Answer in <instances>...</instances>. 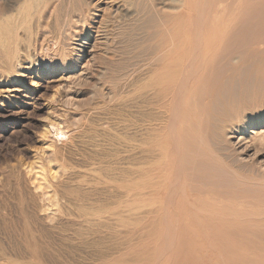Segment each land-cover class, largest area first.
Here are the masks:
<instances>
[{
  "label": "rangeland",
  "instance_id": "1",
  "mask_svg": "<svg viewBox=\"0 0 264 264\" xmlns=\"http://www.w3.org/2000/svg\"><path fill=\"white\" fill-rule=\"evenodd\" d=\"M105 1L111 3L110 4L112 6L111 12L114 14L112 15V13L109 12V13H111V15H105L104 16V17L109 16L108 17L109 20L106 23V25L103 26L102 25L103 19H104V18H102L103 12L101 13L100 11L98 12L97 10H95V11L92 10L93 12L92 11L89 12V10L85 9L87 7L83 8L84 11L86 10L85 13L83 10L80 13H78L77 11L72 10V8H70V7H69L70 9L68 8V10L66 11V9H67L66 7L72 6L70 4L69 0H66V1L65 0H52L50 5L53 4L54 7L51 5V9L55 8V7L57 8V6H59L58 9L54 10L55 12H53V11H51V9H49L50 6L46 9H43V10H39L35 6V9L37 8L36 11L34 10L36 15H35L34 11H32V9H34V5L28 6L27 10L25 9V11L23 10L24 7L22 6V3L24 4L25 0H12V2L10 4H7V1L0 0V10H1L0 13L4 12V9H6V7H7L6 5H8V9H6L8 11L5 10V12L8 13L9 11H11L8 13L9 15L5 12H4L5 15H4V13H3V15H0L1 19H4L5 21H9L11 16L13 15V13L15 15L19 14L18 17H15V15L12 16L13 19L11 18V20L9 21L10 24L9 23L1 24L3 26L2 28H4V30L6 29L5 30L6 32H9L8 34L10 36L9 35H7V36H8V38H10L11 42H12V37L15 34L16 37H13V38L16 40L15 46H16V49L18 50V56H17L18 58L14 59V63L16 64V65L15 64L14 65L16 67L13 65L12 67H10L8 69V71H6L7 70L6 67L3 69L4 65H6V63L4 64L3 61L7 60V58L3 59L4 56L2 55L3 56V57H1L2 60L0 59L3 62V63H1V61H0V76H1L0 77V241H1L0 242V247H1L0 251L2 252V253H0V258H1L0 264H46V263L50 264V262H52L51 264H57V263L58 264H64V263L66 264V262H68L69 264H99V263H102V264H115V263L116 264H128L129 262H131L132 264H143V263L146 264L143 260L139 261V262H135V258H136L135 255H136L137 251L138 250L142 251L144 248L148 249V246L152 245L151 243H149V241H151V240L146 235L147 234V231H146L147 228H145V225H146L145 223H147L146 220H142L144 222L140 221L142 223H140V222L137 223L133 219V222H135V224L131 223L129 225L123 226L122 224L119 223V221H116L115 219L109 220L106 215H104L105 216V217H103L104 219H101L100 221L97 217H93V216L91 217L90 215H88V210H89V213H91L90 210L93 212L94 210L97 209V207H98V210H99V208L101 210L102 209H109V208L116 206L120 199H123L122 197L124 195L122 192L124 190L120 188V183L122 182V180L119 178L120 177L122 178L123 176H124L123 179H125L126 177L128 178V176H129V178L132 177L131 171H132L134 162H136L137 160L138 161L144 160V157H145L144 155L147 153V148H148L147 144L145 143L146 144L145 145L143 143V140H146L144 138L147 135L146 129H144V128H147V123H148V121H147L148 109L146 108L147 102L145 100L146 95H145L144 90H142V89L136 90L135 84H134L135 89L131 88L133 86L132 83H134L136 81V79L137 80L138 79L143 80L144 77L146 78V76H142L145 74L144 69H143V73L141 70L142 67L144 68V64H145V62L143 63V61H146V59L144 60V58H146V53H144L143 45L141 46V44L143 43V39H145V38H143V36L145 37V32L144 31L142 32L138 28V26H137L138 29L135 27L137 25V23L134 19L135 18L134 14L131 13L130 11L126 10V8H123V6L121 5L124 3L123 2L124 0H118V1L117 0H105ZM114 1H117V2H114ZM121 1L123 3H121ZM157 1L158 0H156V3H163L162 0H159L158 2ZM166 1H169V0H165L164 2H166ZM3 3H5V4H3ZM18 4H20L22 7ZM61 4H64V5H61ZM120 5H121V7H120ZM9 7H10V9H9ZM21 8L23 11L21 10ZM19 10H21V11L19 12ZM45 10L48 12H52L54 14L50 13V15H52V16H50L49 13L46 12ZM69 10H71V12ZM118 10H120V11H118ZM123 10H126V11L124 12ZM26 11H28V13ZM31 11L33 13V16L29 15V14H31ZM131 11H132V9H131ZM24 12L27 13V15ZM57 12H59L60 14ZM66 12L69 15H67ZM73 12H75V13H73ZM42 13L44 14V16ZM46 13H48V14H46ZM61 13H63L62 14L63 16H61ZM86 13L90 14V16L88 15L89 18L87 15H84ZM115 13H116V16H115ZM23 14L26 15V19L24 17H22L24 20H26L25 22L22 18H20ZM74 14H76V15H74ZM79 14H81L82 17L79 16ZM117 14L119 16H117ZM64 15L66 17H64ZM5 16H7V17H5ZM29 16L32 18H30ZM41 16H43L42 17L43 20L41 19ZM68 16H70V17H68ZM72 16L74 17V20H71L73 18ZM33 17H35V22H34ZM39 17L41 20L39 19ZM52 17L54 19L53 21H52ZM57 17H60L61 20H63V17H64V19L66 20V23H68L66 27H64V25L62 26V28H63L62 36H65V37H63L64 39L61 38V40L64 41L62 44L63 51H61V57L62 58H57L55 55H53L54 52H52L51 50L48 51V49H44V48H47L46 46H48V45L51 48H55V46H56V45H54L56 41H55V39H53V36L55 35V33H54L56 31L55 29H57V27H56ZM99 17H100V19H99ZM7 18L9 20H7ZM87 18H88V20H87ZM119 18H120V21H118ZM15 19H17V20H15ZM19 19L21 22L19 21ZM124 19H126V20L124 21ZM131 19L132 20L134 19L135 22L132 21ZM129 20H131L132 23ZM28 21L30 22V24ZM19 22L21 23V25H19L20 24ZM22 22H24V23L22 24ZM40 22H42V23L39 24ZM53 22L55 24H53ZM60 22H62V21H60ZM63 22H64V20H63ZM119 22H120V24H119ZM122 22L124 24H122ZM31 23L34 24L35 27ZM44 23H45V25H44ZM132 24H134V25H132ZM8 25H9V27H8ZM100 25H101V27H100ZM70 26L73 28L71 29ZM130 26H132V28ZM7 27L9 28V30L7 29ZM11 27H13V28H11ZM39 28H40V30H39ZM50 28L52 29L53 32L51 31ZM133 28H136V29L133 30ZM27 29L29 31H27ZM30 29H31V31H30ZM65 29H68V30H65ZM118 29H119V31H118ZM4 30H3V32H5ZM13 30L15 32H13ZM43 30H44V33H43ZM49 30L51 32H49ZM138 30H140V31H138ZM33 31H34V33H33ZM11 32H13L14 34H11ZM100 32L103 34H100ZM128 32H130L131 36L128 34ZM46 33H47V35H45ZM95 33H96V35H95ZM137 34H139L140 36ZM26 36H27V38H26ZM48 36L50 39L48 38ZM106 37H107V39H106ZM129 37L131 39H129ZM132 37L135 40H132ZM140 37L142 38V42H141ZM65 38L68 39V40L66 39V42H65ZM0 39H1V37H0ZM51 39L54 41H52ZM87 39H89V40H87ZM102 39H104V41L106 40L105 41L107 43L106 45ZM85 40L88 41V43H86V44L89 47L85 44L86 45L85 47H88L87 48L88 50L91 49V45L93 43L95 44V47L93 48V51H92V53L95 52L94 54H89L88 52L87 53H80V52L78 53V52H75L74 50H70V49H72L71 47H73V45L76 46V45H78V43L79 44L84 43ZM95 40H97V42ZM109 40L111 43L108 42ZM111 40L112 41L115 40V41L112 42ZM129 40H132V41H129ZM136 40L138 43L136 42ZM71 41L73 43H71ZM128 42H130V43H128ZM139 42H140V45H139ZM66 43H68L66 46L69 47V45H70L69 48L65 46ZM135 43L138 45V47ZM101 44H103L104 46ZM109 44H110V46H109ZM96 45L97 46L99 45V46L97 47ZM124 45H125V48H124ZM135 46L137 47V49L135 48ZM129 47L131 48V50ZM1 48H0V52H3L2 51L3 49H1ZM127 48H128V50L125 51ZM138 48H140L142 51ZM111 49H112V51H114V54L111 51ZM19 50H21V52ZM34 50H36V51H34ZM67 50H68V52H67ZM106 50L110 51V52H107ZM117 50H118V54H117ZM120 50H122L123 52ZM129 51H130V53H129ZM131 51H133V52H131ZM104 53H106V54H104ZM139 53L141 55H139ZM143 53L145 55H142ZM99 54H101V55H99ZM136 54H138V55H136ZM102 56H103V58H105L106 60L108 59V60L106 61L105 59L102 58V61H101L100 59ZM139 56H140V59H139ZM127 58H130L131 61ZM132 59H136L137 62L135 60L133 62ZM138 59H139V62H138ZM116 60L117 61L119 60V62L120 61L121 62L119 63ZM140 60H141V62H140ZM51 61H53L54 64L56 63L55 66H57V68L51 67L49 65V63ZM109 61H110V63H107ZM123 61L125 64L122 63ZM126 61H128L129 64H130V62L132 64L134 63L133 66H132V64H130L131 65L130 69L128 68L129 67L128 64L126 65V63H128ZM105 62L107 64H105ZM111 62H113V63H111ZM66 65H67V67H65ZM111 65L113 68L109 67ZM134 65H135V67H134ZM118 66H120V67H118ZM114 67L117 69H115ZM138 67H139V70H138ZM125 68H126V70H124ZM127 68H128V70H127ZM131 68H132V70H131ZM108 70L110 71V73H108L109 72ZM121 70H123V71H121ZM140 70H141V73L138 76V74H139L138 72H140ZM119 71H120V73H119ZM9 72H11V73H9ZM116 72H118V73H116ZM127 72H129V73L126 75ZM132 74L134 76L136 74V76H138V77L135 76L136 79H133ZM130 76H131V78H130ZM112 77H114L113 80H110V79H112ZM119 77H120V80H119ZM141 77H143V78H141ZM121 78H123V79L121 80ZM130 81L132 83L129 84L128 82H130ZM143 81L140 82L138 80L137 82H140V84H141ZM114 84H116V85H114ZM110 86L112 87V89L110 88ZM113 88H114V90H113ZM242 89H244V88L238 87V89H236V92H235L236 94L237 93L239 94V95L237 94L239 97V98H237V100L239 99L238 100L239 102H237V103L241 105V108H240V105L237 104L236 110H235L236 113L232 112V115L234 114L233 117L235 118L234 121L231 120V117H230V116H232L231 114L229 116H227L228 119L230 118L229 121H227L228 124L236 123L235 125L239 126V128H237L238 130H236V131H238L237 132L238 134L234 133L231 137V135H229V133H227L225 136H219L218 137L219 139L217 138L216 145L218 146V148L220 146H222L224 148V150H223V148L220 147V149L222 148L221 149L222 151H220V149H218V152L221 154V156L223 155L222 156L223 160L224 159L226 160V158H227L228 161L222 160L223 167L222 166L218 167V165H217L218 168L215 169L216 168V166H215L213 169L214 171L212 170V172L213 173L215 172L214 174L217 178V179L214 178L215 182L213 185L216 188L218 187L217 189L220 190L221 192H223V193L226 192L225 193V195L227 196L226 199H229V198L231 199L234 194L238 195V197L240 196V198L242 200L237 197L236 201L238 202L240 207H242L243 209L247 210L250 213V215L248 214L241 219L247 221L249 219H254L256 214H261L262 216H260V217L264 218V213H263L264 212L263 211L264 210V142H263L264 139H252V138H254V136L251 137L253 129H255V128L259 129L260 127L264 126V120L263 119L261 121L258 120L259 116L264 117V97H263L264 96V92H263L264 86L260 87L259 89L258 88L255 89V87H253V86L248 87L247 89L251 90V92L253 90L252 97H250V94H251L250 91L242 90ZM255 90H257V91H255ZM261 90H263V91H261ZM114 91H116V92H114ZM242 91H244V92L247 91V92L244 93ZM139 92H143L145 96L142 95L143 93L140 94ZM241 92L243 93L242 95L240 94ZM112 93L114 94V96L116 94V96L113 97ZM247 93H248V95H247ZM137 94H138V96L140 95V97L141 96H143V97L139 98V97H137ZM259 97H261V98H259ZM240 98H242V99H240ZM249 98H250V101H249ZM251 98H253L254 100ZM133 99H137L138 105L137 104L135 105L136 101ZM142 99H143L144 104L139 105L142 103L141 102ZM139 100L141 103H139ZM133 101H135V102H133ZM134 105L136 107L137 106L138 107L136 108ZM142 106H144L145 108H143ZM246 106H248V107H246ZM141 107L143 108V110H140V109H142ZM138 109L140 110L141 113L140 112L137 113ZM237 109L239 111H237ZM142 111L145 113V116H143L144 113L142 114ZM130 112H132V113H130ZM251 112H252V114H251ZM135 113H137V114H135ZM238 113H240V114L238 115ZM242 113H243V117H242ZM141 114H142V116H140ZM146 116H147V119H146ZM131 117H134V118H131ZM142 117H144L145 119ZM227 117H226V120H227ZM233 117H232V119H233ZM135 119L138 120L137 121L138 123H136ZM140 120H142L141 121L142 123H139ZM131 125L134 128H137L138 132H136V129H134V128L130 129L129 127ZM142 125H145V126L141 127ZM58 129L65 130L68 133V136H67L68 138L67 137L61 138L60 135L58 136V134H57ZM141 129L143 132V133H141L143 138H141V135L139 133ZM134 131L136 132V134H134ZM241 132H242V134H241ZM133 135L134 136L138 135V136H140V138H138L137 136H136L137 138H135ZM240 135H244L248 138V140L244 143V145L243 144L241 145V148H240V145L237 144V142L239 141V138L237 136H240ZM131 136H132V138H131ZM249 136H250L251 140H253V143L251 140H249L250 139ZM222 137L224 140L221 139ZM133 139H135L134 140L135 143L133 142ZM220 139L222 141H220ZM139 140L142 141V142H140L141 144L143 143L142 145L139 143ZM227 140H229V142ZM223 141L224 142L227 141L226 143L227 144L229 143V144L227 145ZM235 141H236V143H235ZM258 142L261 146L257 145ZM233 144H234V146H233ZM250 144H252L253 146ZM255 144L257 147H255ZM224 145H225V147H224ZM226 145L229 147H227ZM237 145H239V146H237ZM243 146H244V148H242ZM245 146H247V148H245ZM250 146H251V148H250ZM248 148H249V150H248ZM259 148H260V150H259ZM256 149H257V151H256ZM140 151H141V153H138ZM237 151H238V153H237ZM133 152L137 155H134ZM129 155H131V156L133 155V158ZM250 155H251V157H250ZM224 156H226V158ZM228 156H229V158H228ZM245 158H246V160H245ZM132 159L134 160V162H132ZM235 161H237V164ZM232 162L235 163L236 167L234 166V164H232ZM124 163H126V164H124ZM242 163L244 164V166H247V167H244ZM224 164L226 165V168H225ZM227 164H230V165H227ZM230 166L231 167L234 166V167H232L233 169ZM227 167H229V168H227ZM125 168L130 170V171L126 170ZM220 168L225 169V170L227 169L228 171L226 170V173H225V171L220 170ZM122 169H125L127 172H129V173H127L124 170V172L128 176L125 175V173L123 172ZM217 170H218V172H217ZM233 170H234V173L232 172ZM222 171H224V173L226 174V175L224 174L225 176L223 175ZM241 171L244 173L247 172L246 178L249 176L248 177L249 179L247 178L248 179L247 182H250V183H247L245 181V179H246L245 174L243 173L244 174L243 175ZM253 171L255 172V174ZM121 172H123L124 174L123 173L121 174ZM216 173H217V175H219V177L216 175ZM258 173H259V175H258ZM120 174L123 176H121ZM253 174H254V176H252ZM242 175H243V179H242ZM222 176H223V178H222ZM113 177H115L116 179H119V181ZM234 177H236L237 182H236ZM252 178H254L255 181ZM219 179H221V180L219 181ZM222 179L228 180L227 183L224 184V182H226V181H223ZM230 179H231V181L229 182ZM233 180H235V182H233ZM116 181H118V182L116 183ZM216 181L221 186L218 184H217L218 186H216L215 185L217 183ZM240 181H242L243 183L245 181V184L242 185L243 183L242 182L240 183ZM257 181H259V182H257ZM220 182H223V183H220ZM72 183H74V184L72 185ZM238 183H240V184L237 186L236 184H238ZM246 183H247V185H246ZM62 184L64 187L66 186L65 184H68L67 185L68 187L66 186L65 187L66 189H65L62 186ZM75 184L77 186L79 185L80 187H77V186L75 187ZM178 185H181V187L180 186L178 187V189L180 188L179 189L180 191L175 190V188L177 189ZM185 185L186 184L184 183V185L182 186V182H180V183L178 182V184L176 183V186L173 187V184H171L170 187L172 186V188L174 190L171 188L170 189L168 188V191H167L168 195L165 194L166 198L168 199V201L166 200V207L167 206L170 207V209L168 210L170 212H168V216H167L168 218H170V219H168V220H170L169 226L171 228H173L176 232H177L176 226H178L179 223H181L183 221V219L180 217V215L177 217L178 212L176 209L178 207L175 208L179 204V202L177 200H179L180 194H183V195L190 194L191 193L190 191H192V190H190V188H187L188 185H187V187ZM233 185H235V186H233ZM249 185H251V187ZM70 186H72L71 188L73 190H71L69 188ZM81 186H83L85 190H83L82 189L83 187H81ZM85 187H87V189ZM68 188H69V190H68ZM78 188H81V190H83V191H80V189H78ZM182 188L188 189L189 191L182 189ZM98 189L102 190V191H98ZM105 189H108V190H105ZM114 190L116 193L114 192ZM106 191L109 193H107ZM183 191L185 193H183ZM250 191H253V192H250ZM105 192H106V194H105ZM168 192L169 193L171 192L172 194L174 193V195H172L170 193V197H169ZM120 194L123 196L121 197ZM175 194H176L178 199H176ZM115 195L119 196V198H116L117 196H115ZM162 195H160V196H162ZM107 196H108V198H107ZM251 196L253 199L251 198ZM111 197H113V198H111ZM65 198H66V200H65ZM172 198H173V202L170 204L169 202H171L170 200H172ZM90 199H91V201H90ZM115 199H117V200H115ZM174 199H176L175 202L177 205L175 204ZM110 200H111V202H109ZM243 200H244V202L241 203ZM63 201L67 202V203L65 202L66 203L65 206H64ZM93 201H95V202H93ZM107 201L109 202V204ZM112 201H114V202H112ZM230 201H228V202H230ZM82 202H83V204H82ZM54 203H55L56 207H55ZM103 203H104V205L102 206ZM105 203H106V205H105ZM111 203H113V204H111ZM60 204H62L63 206ZM72 204H76V205L72 206ZM242 204H244V206ZM78 205H80V206H78ZM223 205L234 206L232 201L230 203H223ZM81 206H83V207L86 206V207H84L85 208L84 209ZM90 206H92V207H90ZM109 206H111V207H109ZM253 206L254 207L258 206L259 208L256 209ZM78 207H80V211H79V209L76 210V208H78ZM167 209H168V207H167ZM258 209H259V211H258ZM67 210H68V212H67ZM72 210H73L74 214H73V212H71ZM85 211H86L87 215L82 217L83 215L86 214ZM44 213H46V214H44ZM66 213H67V215H66ZM138 213L140 214V216H142V215L144 216V214H141L142 210H139ZM49 215H50V218H48ZM71 215H73V216H71ZM79 215L82 219L79 217ZM166 215H167V213H166ZM170 215H173V216H170ZM46 216H48V217H46ZM143 216H142V218H143ZM54 217H55V219H54ZM260 217L258 215V219L261 220ZM175 218H177V220ZM244 218H246V219H244ZM49 219H51V220L54 219L55 221H50ZM85 219H86V221H83ZM92 219H93V221H92ZM241 219L238 218L239 221H242ZM87 220L90 221V226H88L89 224H87V223H89V222ZM96 220L98 222H96ZM81 221H82L83 225H82V223H80ZM102 221H104V222H102ZM85 222H86V224H85ZM92 222H95V223H93L94 225L92 224ZM186 222H189V220L187 219ZM75 223L80 224V225H76ZM99 223H101V224H99ZM107 223L109 226L111 225L112 227L107 226L106 225ZM175 223H177V224H175ZM103 224H104V226H103ZM91 225H93L94 227L93 226L91 227ZM100 225H102V226H100ZM133 225H134V227H133ZM174 225H176L175 228H174ZM82 226L86 227L85 229H89V230L82 229L83 228ZM80 227H82V228H80ZM96 227H98V228L96 229ZM106 227H108V228H106ZM140 227H142V228H140ZM76 228H78L79 230L80 229H82V230L79 231ZM101 228H103L104 230L103 229L101 230ZM122 228H124V229H122ZM131 228L133 230H131ZM128 229H130V230H128ZM76 230H78V231H76ZM112 230H115V231H112ZM119 230H122V231H119ZM73 231L78 232L79 235H76V233ZM82 231H84L85 233ZM88 231H91L92 232L91 234H94L95 231H97V233L94 235H91L90 232H88ZM116 232H118V233H116ZM138 232L141 233V234H139V236H138ZM74 233L76 236L74 235ZM83 233L84 234L87 233V235H83ZM134 233H136V235ZM110 235L111 236L113 235V236L111 237ZM133 235H135V236H133ZM79 236H82V237H79ZM98 236H99V239H98ZM131 236H132V238H130ZM104 237H106V238H104ZM140 237H141V239H140ZM93 238L94 239L96 238V239L94 240ZM121 238H123V240ZM133 238L135 241L133 240ZM8 239L10 242L8 241ZM127 239H128V242H127ZM136 239H137V241H136ZM124 240L127 242L126 244H128V243L129 244L126 245ZM129 240H130V242H129ZM65 241H67V242H65ZM91 243H94V244H91ZM84 245H85V247H83ZM113 245H115V246H113ZM122 245H124V246H122ZM125 245H126V247H125ZM127 246H129V247H127ZM132 247H133V249H132ZM120 248H123V249H120ZM13 249H14V251H13ZM21 249H23L22 252H21ZM124 249H126V251ZM3 251H5L6 253ZM51 251H53V252L51 253ZM129 251H130V253H129ZM110 252L113 255H111ZM159 252H160V250H159ZM4 253L7 256L9 255V257H7ZM115 253H117L119 255L116 254V256H115ZM26 254H28V256ZM102 254L104 255L103 257H102ZM4 255H5V257H4ZM43 255L44 256L46 255V256L44 257ZM51 255L53 256V258ZM99 256L102 257V259H100ZM126 256H127V258H126ZM165 256H167V255H165ZM55 257L56 258L58 257V258L55 259ZM131 257L132 258L135 257V258L132 260ZM9 258H11V259H9ZM18 258H20V260ZM44 258L49 259V260H44L45 263H43L42 260ZM114 258H116V259H114ZM118 258H120V259H118ZM103 259H105V260H103ZM128 259H129V261H128ZM21 260L23 263L20 262ZM116 260H117V262H116ZM124 260H126V262ZM113 261H115V262H113ZM131 263H129V264H131Z\"/></svg>",
  "mask_w": 264,
  "mask_h": 264
},
{
  "label": "bare ground",
  "instance_id": "2",
  "mask_svg": "<svg viewBox=\"0 0 264 264\" xmlns=\"http://www.w3.org/2000/svg\"><path fill=\"white\" fill-rule=\"evenodd\" d=\"M4 1H7V4H10L12 2V0H4ZM117 1H114V2H117ZM162 1H163V3H156V0H124L123 1L124 3L121 1V3H123V4H121L123 6V8H126V10H128L134 14V17H135L134 19L137 23V25L134 23L136 25L135 27L137 28V26H138V28L142 32L143 31L145 32V37L143 36V38H145V39H143V43L141 44V46L143 45L144 53H146V58H144V60L146 59V61H143V63L145 62V64H144V68L141 66L142 67L141 70L143 73V69H144V71H145L144 73L146 75L144 74L142 76H146V78L144 77V79H143L144 81L138 79L140 82L143 81L141 84H140V82H137L138 80L136 79V77H138L140 75V73H141V70H140V72H138L139 73L138 76H136V74H135V76H136L135 77L132 74L133 79H136V81L134 83H132L131 81L128 83L133 84V86L131 85L132 86L131 88H134V84H135L136 90L142 89V90H144L145 95H146L145 96L143 92H139L140 94L143 93L142 95H144L146 97L145 100L147 102L146 108L148 109V119H147V116H146V119H147L148 123L146 122L147 128H144V129H146L147 135L144 133L146 135V137L144 139H146V140H143V143L144 144L146 143L148 148H147V153L144 155L145 157L142 155L144 157V160L138 161L137 160L139 158L138 157L136 159L137 161L134 162V160L132 159V162H134V164L131 162L133 164V168L131 171V176H132L131 178H129V176L124 172V170L126 168L122 169L123 172L125 173V175L128 176V178L126 177L125 179H123L124 176L121 175L123 172H121L120 175L123 177L119 178L122 180V182L120 183V188L124 190L122 193L125 197L120 194L121 197L123 196L122 197L123 199H120L116 206H114L112 208H109V207H111V206H109L108 207L109 209H102V210L100 208L98 210V207H97V209L95 208L96 210H94L93 212L90 210L91 213H89V210H88V215H90L91 217L92 216L97 217L99 219V221L101 219H104L103 217H105L104 215H106L109 220L115 219L116 221H119V223L122 224L123 226L129 225L131 223L135 224V222L139 223L142 220H146L147 221V223H145L146 224L145 228H147V230H146L147 234L146 235L151 240V241H149V243H151L152 245H150V246L147 245L148 249L144 248L142 251L138 250L136 255H135L136 258L131 257L132 260L135 258V262H139V261L143 260L146 264H264V218L262 217L263 218L262 219L260 217V216H262L261 214H256L254 219H249L247 221L242 220L241 218L245 217L248 214L250 215V213L247 210H245L239 206L238 202L236 201L238 195L234 194L231 199L230 198L226 199L227 198V196L225 195L226 192L225 193L221 192L220 190L217 189L218 187L216 188L213 185L215 182L214 178H216V176L214 174L215 172L214 173L212 172V170L214 169L215 166H216L215 169H217L219 166L223 167V162H222V160H223L222 156L223 155L221 156V154L218 152V149H220V147H222V146H220L218 148V146L216 145L217 138L219 136H225L227 133H229V135H231V137H232V135L234 133L236 134L238 132L236 130H238L237 128H239V126H236L235 125L236 123H233V122H232L233 124L227 123V121H229V119H230V118L228 119L227 116H229L230 114L232 115V112H235L236 105L238 104L237 102H239L238 101L239 99L237 100V98H239L238 97L239 94L237 93L238 94L237 95L235 93L236 89H238V87H239V88H244L242 90H248L247 88L250 86L255 87V89H257V88L259 89L260 87L264 86V0H169L166 2H164L165 0H162ZM51 2H52V0H25V3L24 4L22 3V6L24 7V9H23L24 11H25V9L27 10L28 6H30V5H34V9H32V11H34V10L36 11L37 8L39 10H43V9L48 8L49 6H50L49 9H51V5L53 6V4L50 5ZM69 2L72 6L66 7L67 8V9L65 8L66 11L70 7V8H72V10L80 13L83 10V8L87 7L85 9L89 10V12H91L92 10H94V11L97 10L98 12L100 11L101 13L103 12L102 13L103 14L102 18H104L103 23H102L103 26H105L109 20V18H108L109 16L108 17H104V16L105 15H111V13H112L111 12L112 6L110 5L111 3L106 2L105 0H89V1L88 0H69ZM5 3H3V4H5ZM18 5H20V4H18ZM61 5H64V4H61ZM121 5H120V7H121ZM6 6H7L6 9H8V5H6ZM35 6L37 7L36 9H35ZM58 8H59V6H57V8L56 7L52 8L51 11L55 12L54 10L58 9ZM6 9H4V12ZM9 9H10V7H9ZM131 9H132V11H131ZM21 10H22V8H21ZM21 10H19V12ZM126 10H123V11L125 12ZM6 11H8V10H6ZM32 11H31V14H29V15L33 16ZM35 11H34V13H35ZM69 11L71 12V10H69ZM85 11H84V13H85ZM118 11H120V10H118ZM9 12H11V11H9ZM26 12L28 13V11H26ZM46 12H48V11H46ZM109 12H111V13H109ZM3 13H0V15H3ZM5 13H7V12H5ZM5 13H4V15H5ZM27 13H25V14L27 15ZM48 13L50 15V13H52V12H48ZM48 13H46V14H48ZM57 13H59V12H57ZM63 13H61V16H63L62 15ZM73 13H75V12H73ZM25 14H23L24 16L22 15L20 18L24 17L26 19ZM52 14H54V13H52ZM81 14H79V16H81ZM113 14L114 13H112V15ZM13 15H15V14L13 13ZM18 15L19 14L15 15V17H18ZM35 15H36V13H35ZM65 15H64V17H66ZM67 15H69V14L67 13ZM74 15H76V14H74ZM84 15L90 16V14H87V13ZM12 16H11V18L13 19ZM43 16H44V14H43ZM43 16H41V19ZM50 16H52V15H50ZM89 16H88V18H89ZM115 16H116V13H115ZM117 16H119V15L117 14ZM5 17H7V16H5ZM64 17H63L64 22H63V20L60 19V17H57V21H56L57 29H55L56 30L54 32L55 35L54 36L52 35L53 39H55V41H56L54 44V45H56L55 48H51L49 45L46 46L47 48H44V49H48V51L51 50L52 52H54V54L53 53L52 54L55 55L57 58H62L61 57V51H63L62 44L64 41H62L61 38L65 37V36H62V32H63L62 26L64 25V27H66L68 24V23H66V20L64 19ZM68 17H70V16H68ZM11 18H10V20H11ZM30 18H32V17H30ZM33 18H34V22H35V17H33ZM88 18H87V20H88ZM39 19H40V17H39ZM99 19H100V17H99ZM134 19L133 20L131 19V20L134 21ZM7 20H9V19L7 18ZM15 20H17V19H15ZM53 20L54 19L52 17V21ZM71 20H74V17ZM125 20L126 19H124V21ZM131 20H129V21H131ZM9 21H5L4 19L0 20V37H1L0 48L2 47L1 49H3L2 50L3 52H0L1 53L0 59L3 56L5 57V58L3 57V59L7 58V60H5L6 62L3 61L4 64L6 63V65H4V67H3V69L6 67V69H7V70L5 69L6 71H8V69L15 64L14 59L18 58L17 57L18 56V50L16 49V46H15L16 40L13 38V37H16L15 34L13 33V32H15L14 31L15 29L13 30V32H11V34H14V36L12 35L13 37H12V42H11L10 38H8V36H7V35H9L8 34L9 32H6L5 31L6 29L4 30V28H2L3 26L1 25L4 23L5 24L9 23ZM19 21H20V19H19ZM25 21L26 20H24V22ZM60 21H62L64 24ZM118 21H120V18L118 19ZM132 21H131V23H132ZM24 22H22V24ZM41 23L42 22H40L39 24H41ZM29 24H30V22H29ZM53 24H55V23L53 22ZM119 24H120V22H119ZM122 24H124V23L122 22ZM134 24H132V25H134ZM19 25H21V23ZM32 25L35 27L34 24H32ZM44 25H45V23H44ZM8 27H9V25H8ZM8 27H7V29L9 30ZM100 27H101V25H100ZM130 27L132 28V26H130ZM11 28H13V27H11ZM72 28L73 27H71V29ZM136 28H133V30ZM31 29H30V31H31ZM119 29H118V31H119ZM3 30L5 32H3ZM39 30H40V28H39ZM65 30H68V29H65ZM140 30H138V31H140ZM27 31H29V30L27 29ZM51 31H52V29H51ZM51 31L49 30V32H51ZM33 33H34V31H33ZM43 33H44V30H43ZM100 34H103V33L100 32ZM128 34L130 35V32H128ZM45 35H47V33ZM95 35H96V33H95ZM137 35H139V34H137ZM26 38H27V36H26ZM48 38H49V36H48ZM66 39L67 38H65V42H66ZM106 39H107V37H106ZM129 39H131V38L129 37ZM87 40H89V39H87ZM102 40H103V42L106 41V40L104 41V39H102ZM132 40H135V39H133V37H132ZM132 40H129V41H132ZM52 41H54V40H52ZM95 41L97 42V40H95ZM114 41H112V42H114ZM108 42H110V40ZM136 42H137V40H136ZM141 42H142V38H141ZM71 43H73V42L71 41ZM86 43H88V41L85 40L84 43H81V44L78 43V45H76V46L73 45V47H71L72 49H70V50H74L75 52H78V53L79 52L80 53H87L88 52L89 54H94L95 52L92 53V51H93V48L95 47V44L93 43L91 45V49L88 50L87 48L89 46ZM128 43H130V42H128ZM67 44L68 43H66L65 46ZM85 44L88 47H85L86 46ZM106 44L107 43L105 42V45ZM101 45H103V44H101ZM125 45H124V48H125ZM139 45H140V42H139ZM109 46H110V44H109ZM66 47H68V46H66ZM69 47H70V45H69ZM137 47H138V45H137ZM137 47L135 46L136 49H137ZM138 49H140V48H138ZM122 50H120V51H122ZM127 50H128V48L125 51H127ZM130 50H131V48H130ZM19 51L21 52V50H19ZM34 51H36V50H34ZM111 51H112V49H111ZM67 52H68V50H67ZM107 52H110V51H107ZM112 52L114 54V51H112ZM131 52H133V51H131ZM129 53H130V51H129ZM144 53L142 55H145ZM104 54H106V53H104ZM117 54H118V50H117ZM99 55H101V54H99ZM136 55H138V54H136ZM139 55H141V54L139 53ZM102 58H103V56L100 59L101 61H102ZM103 59H105V58H103ZM127 59L130 60V58H127ZM136 59H132L133 62H134V60L136 61ZM139 59H140V56H139ZM139 59H138V62H139ZM124 61L122 63H124ZM3 62L1 61V63H3ZM117 62H119V60ZM126 62H128V61H126ZM140 62H141V60H140ZM107 63H110V61ZM107 63L105 62V64H107ZM111 63H113V62H111ZM55 64L53 63V61H51L49 63V65L51 67L57 68V66H55ZM127 64L129 66L128 68L130 69V66H131L130 64H132V63L130 62V64H129V62H128V63H126V65ZM133 64H132V66H133ZM65 67H67V65ZM109 67L111 68L112 65ZM118 67H120V66H118ZM134 67H135V65H134ZM128 68H127V70H128ZM115 69H117V68H115ZM124 70H126V68ZM131 70H132V68H131ZM138 70H139V67H138ZM121 71H123V70H121ZM9 73H11V72H9ZM108 73H110V71ZM116 73H118V72H116ZM119 73H120V71H119ZM128 73L129 72H127L126 75ZM131 76H130V78H131ZM120 77H119V80H120ZM113 78L114 77H112V79H110V80H113ZM141 78H143V77H141ZM122 79L123 78H121V80ZM114 85H116V84H114ZM110 88L112 89L111 86H110ZM113 90H114V88H113ZM248 91L251 92V90H248ZM255 91H257V90H255ZM261 91H263V90H261ZM114 92H116V91H114ZM242 92H244V91H242ZM242 92L240 93L241 95L243 94ZM246 92H244V93H246ZM252 92H253V90H252ZM252 92L250 94V97H252ZM247 95H248V93H247ZM115 96H116V94H115ZM115 96L113 94V97H115ZM137 97L141 98L143 96L140 97V95L138 96V94H137ZM242 98H240V99H242ZM259 98H261V97H259ZM251 99H253V98H251ZM133 100L136 101V102L133 101V102H135V105L136 104L138 105L137 99H133ZM249 101H250V98H249ZM141 102L139 100V103H141L139 105L144 104L143 99ZM238 105H240V104H238ZM142 107L145 108L144 106H142ZM246 107H248V106H246ZM143 108L140 110H143ZM240 108H241V105H240ZM138 110H137V113L140 112V110L139 111ZM237 111H239V110L237 109ZM130 113H132V112H130ZM137 113H135V114H137ZM143 113L144 112L142 111V114ZM142 114L140 116H142ZM239 114L240 113H238V115ZM251 114H252V112H251ZM233 115L230 117H231V120L234 121L235 118L233 117ZM143 116H145V113ZM226 117H227V120H226ZM232 117H233V119H232ZM242 117H243V113H242ZM131 118H134V117H131ZM142 118H144V117H142ZM258 118H259L258 120H260V121L262 119L264 120L263 116H259ZM142 120H140L139 123H142L141 122ZM137 121L138 120H136V123H138ZM131 126L130 127L128 126V127L130 129L134 128L133 126L132 127ZM143 126H145V125H142L141 127H143ZM134 129H136V132H138L137 128H134ZM136 132L134 131V134H136ZM139 133L141 135V138H143L142 134H141V133H143L142 129L140 130ZM57 134H58V136L60 135L61 138L68 136V133L62 129H58ZM241 134H242V132H241ZM136 136L138 138H140V136H138V135H136ZM136 136H134V137L137 138ZM250 136H249V138H250ZM253 136H254V138H252V139H264V126L260 127L259 129H256V128L253 129L251 137H253ZM237 137L239 138V141L237 142V144H239L240 148H241V145L242 144L244 145V143L248 140V138L244 135H240ZM131 138H132V136H131ZM221 139H223V137ZM221 139H220V141H222ZM134 140L135 139H133V142H134ZM249 140H251V138ZM227 141L229 142V140H227ZM227 141H225V142L223 141V142L226 143ZM251 141L253 143V140H251ZM140 142H142V141L139 140V143ZM263 142H264V140H263ZM235 143H236V141H235ZM239 145H237V146H239ZM250 145H252V144H250ZM257 145L261 146L259 144V142ZM233 146H234V144H233ZM224 147H225V145H224ZM227 147H229V146H227ZM255 147H257L256 144H255ZM242 148H244V146ZM245 148H247V146H245ZM250 148H251V146H250ZM221 149H220V151H222ZM223 150H224V148H223ZM248 150H249V148H248ZM259 150H260V148H259ZM141 151L138 153H141ZM256 151H257V149H256ZM237 153H238V151H237ZM133 154L137 155L134 152H133ZM129 156H131V155H129ZM229 156H228V158H229ZM131 157L133 158V155ZM224 157L226 158V156H224ZM250 157H251V155H250ZM246 158H245V160H246ZM226 160L228 161L227 158H226ZM235 162L237 164V161H235ZM124 164H126V163H124ZM230 164H227V165H230ZM232 164H234V166H235V163L232 162ZM217 165H218V167H217ZM224 166L226 168L225 164H224ZM234 166H232V167H234ZM243 166H244V164H243ZM244 167H247V166H244ZM227 168H229V167H227ZM126 170H128V169H126ZM220 170H224L226 173L227 169L225 170V169L220 168ZM128 171H130V170H128ZM224 171H222L223 175L225 174ZM217 172H218V170H217ZM232 172L234 173V170ZM127 173H129V172H127ZM243 173L244 172H242V174ZM246 173L247 172L244 173L245 178L247 175ZM254 174H255V172H254ZM254 174L252 176H254ZM216 175H217V173H216ZM243 175H242V179H243ZM258 175H259V173H258ZM217 176L219 177V175H217ZM113 178H115V177H113ZM222 178H223V176H222ZM234 178L237 182L236 177H234ZM247 178L245 179L246 182L249 179V178L248 179ZM119 179H116V180L119 181ZM226 179H222L223 181H226V182H224V184L227 183V181H228ZM252 179H254V178H252ZM220 180L221 179H219V181ZM235 180H233V182H235ZM118 181H116V183ZM230 181H231V179L229 180V182ZM245 181H244V183L242 181H240V183L242 182L243 183L242 185H244ZM254 181H255V179H254ZM178 182L179 183L182 182V186L185 183L186 184L185 186L187 187V185H188L187 188H190V190H192V191H190L191 192L190 194H185V195L180 194L179 200H177L179 202V204L176 207L174 206L175 208L178 207L176 209L178 212L177 217L180 215V217L183 219V221L181 223H179L178 226L174 225V228H175V226L177 228V232H176L173 228H171L169 226L170 220H168V219H170V218H168L167 216H168V212H170V211H168L170 209V207L167 206L168 209L166 207V200L168 201V199L166 198L165 194H167L168 188L173 189L172 186L170 187L171 184H173V187H174V186H176V183L178 184ZM257 182H259V181H257ZM220 183H223V182H220ZM240 183H238L236 185L238 186ZM247 183H250V182H247ZM247 183H246V185H247ZM68 184H65V185L67 186ZM73 184L74 183H72V185ZM217 184L220 185L218 182L215 185L218 186ZM62 186H63V184H62ZM76 186L77 185L75 184V187ZM179 186L181 187V185H178L177 189L175 188V190H179L180 189V188L178 189ZM233 186H235V185H233ZM249 186L251 187V185H249ZM71 187L72 186H70L69 188L71 190H73ZM77 187H80V186L78 185ZM81 187H83V186H81ZM69 188H68V190H69ZM85 188L87 189V187H85ZM185 188H182V189H185ZM78 189H80V191L85 190L84 187L82 188L83 190H81V188H78ZM105 190H108V189H105ZM185 190H188V189H185ZM98 191H102V190L98 189ZM106 192H105V194H106ZM114 192H115V190H114ZM250 192H253V191H250ZM107 193H109V192H107ZM170 193H169V197H170ZM183 193H185V192L183 191ZM176 194H175V196H176ZM160 195H162V196H160ZM172 195H174V193ZM115 196H117V195H115ZM107 198H108V196H107ZM111 198H113V197H111ZM116 198H119V196H117ZM238 198H240V196ZM251 198H252V196H251ZM176 199H178L177 196H176ZM176 199H174V202ZM65 200H66V198H65ZM115 200H117V199H115ZM230 200L232 201L234 206L223 205V203H230L231 202ZM244 200L241 203H243ZM90 201H91V199H90ZM170 201L171 202H169V203L171 204L173 202V198ZM228 201H230V202H228ZM63 202H64V206H65V204L67 202L66 201H63ZM93 202H95V201H93ZM109 202H111V200ZM109 202H108V204H109ZM112 202H114V201H112ZM62 204H60V205H62ZM82 204H83V202H82ZM111 204H113V203H111ZM175 204H176V202H175ZM244 204H242V205L244 206ZM54 205H55V203H54ZM73 205L75 206L76 204H72V206ZM103 205H104V203L102 204V206ZM105 205H106V203H105ZM78 206H80V205H78ZM92 206H90V207H92ZM55 207H56V205H55ZM81 207H83V206H81ZM84 207H86V206H84ZM254 208L257 209L259 207L257 206ZM77 209H79V211H80V207L76 208V210ZM139 210H142L141 214H144V216L142 215L143 218L138 213ZM86 211H85V213H86ZM258 211H259V209H258ZM67 212H68V210H67ZM71 212H73V210ZM166 213H167V215H166ZM44 214H46V213H44ZM73 214H74V212H73ZM66 215H67V213H66ZM86 215H87V213L85 215H83L82 217H84ZM258 215L261 218V220L258 219ZM71 216H73V215H71ZM170 216H173V215H170ZM46 217H48V216H46ZM79 217H80V215H79ZM48 218H50V215ZM238 218H240L242 221H239ZM51 219H49V220L55 221L54 220L55 217L53 220H51ZM133 219L135 220V222H133ZM175 219L177 220V218H175ZM187 219L189 220V222H186ZM244 219H246V218H244ZM83 221H86V219ZM87 221L89 222V223H87V224H89L88 226H90V221L89 220H87ZM92 221H93V219H92ZM96 222H98V221L96 220ZM102 222H104V221H102ZM142 222H144V221H142ZM142 222H140V223H142ZM80 223H82V221ZM93 223H95V222H92V224ZM85 224H86V222H85ZM99 224H101V223H99ZM104 224H103V226H104ZM175 224H177V223H175ZM76 225H80V224H76ZM82 225H83V223H82ZM93 225H91V227ZM106 225L109 226L108 223ZM100 226H102V225H100ZM82 227H80V228H82ZM133 227H134V225H133ZM78 228H76V229H78ZM85 228L86 227H83L82 229H85ZM97 228L98 227H96V229ZM106 228H108V227H106ZM140 228H142V227H140ZM82 229H80V230H82ZM102 229L103 228H101V230ZM122 229H124V228H122ZM78 230H76V231H78ZM85 230H89V229H85ZM115 230H112V231H115ZM128 230H130V229H128ZM131 230H133V229L131 228ZM119 231H122V230H119ZM73 232H75V231H73ZM82 232H84V231H82ZM88 232H90V234L92 233L91 231H88ZM75 233H76V235H79L78 232H75ZM75 233H74V235H75ZM84 233H83V235H87V233L86 234H84ZM96 233H97V231H95L94 234H96ZM116 233H118V232H116ZM94 234H91V235H94ZM134 234L136 235V233H134ZM139 234H141V233L138 232V236H139ZM135 235H133V236H135ZM82 236H79V237H82ZM106 237H104V238H106ZM130 238H132V236ZM98 239H99V236H98ZM121 239L123 240V238H121ZM140 239H141V237H140ZM133 240H134V238H133ZM8 241H9V239H8ZM136 241H137V239H136ZM65 242H67V241H65ZM127 242H128V239H127ZM127 242L125 241V244ZM129 242H130V240H129ZM91 244H94V243H91ZM128 244H126V245H128ZM126 245H125V247H126ZM113 246H115V245H113ZM122 246H124V245H122ZM83 247H85V245ZM127 247H129V246H127ZM0 249H1V247H0ZM120 249H123V248H120ZM126 249H124V250L126 251ZM132 249H133V247H132ZM22 250L23 249H21V252H22ZM159 250H160V252H159ZM13 251H14V249H13ZM53 251H51V253ZM3 252H5V251H3ZM0 253H2V252L0 251ZM129 253H130V251H129ZM116 254L117 253H115V256H116ZM5 255H4V257H5ZM26 255L28 256V254H26ZM111 255H113V254L111 253ZM117 255H119V254H117ZM165 255H167V256H165ZM103 256L104 255L102 254V257ZM127 256H126V258H127ZM7 257H9V255ZM102 257L99 256L100 259H102ZM52 258H53V256H52ZM57 258L55 257V259H57ZM9 259H11V258H9ZM18 259L20 260V258H18ZM114 259H116V258H114ZM118 259H120V258H118ZM22 260L20 262H22ZM44 260H49V259L44 258L42 260L43 263H45ZM103 260H105V259H103ZM124 261L126 262V260H124ZM128 261H129V259H128ZM113 262H115V261H113ZM116 262H117V260H116ZM51 263L52 262H50V264ZM67 263L68 262H66V264ZM129 263H131V262H129ZM99 264H102V263H99Z\"/></svg>",
  "mask_w": 264,
  "mask_h": 264
}]
</instances>
